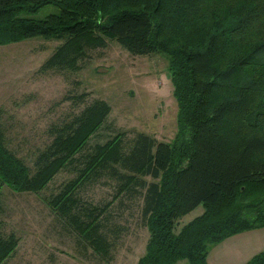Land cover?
Segmentation results:
<instances>
[{"label": "trees", "instance_id": "1", "mask_svg": "<svg viewBox=\"0 0 264 264\" xmlns=\"http://www.w3.org/2000/svg\"><path fill=\"white\" fill-rule=\"evenodd\" d=\"M47 4L59 11L38 18L34 13ZM33 36L65 39L46 67H75L108 38L135 55L169 57L178 101L175 139L140 131L126 152L117 133L87 153L78 176L48 202L97 252L109 251L100 217L111 202L83 204L77 191L106 170L121 180L120 193L145 188L150 234L137 264H209L216 243L264 226V0H0V44ZM110 111L111 104L96 99L58 127L32 173L8 146L0 110V188L45 189L62 168L80 162ZM201 204V215L179 224ZM18 242L14 234L0 237V264ZM239 264H264V250Z\"/></svg>", "mask_w": 264, "mask_h": 264}, {"label": "rangeland", "instance_id": "2", "mask_svg": "<svg viewBox=\"0 0 264 264\" xmlns=\"http://www.w3.org/2000/svg\"><path fill=\"white\" fill-rule=\"evenodd\" d=\"M56 11L57 5L47 4L34 14L42 18ZM64 41L33 36L0 44V110L8 146L34 173L38 157L53 142L58 127L69 124L96 99L106 100L111 111L89 139L80 162L62 168L45 189L20 193L2 185L0 237L14 234L19 238L16 251L2 264H137L150 234L143 216L145 188L120 193L121 180L106 170L77 191L83 204L111 202L100 217V231L110 245L107 254L97 252L48 202L78 176L87 153L117 133H122L126 152L140 131L163 141L175 139L178 101L169 57L162 52L135 55L108 38L106 45L90 47L75 67H46L47 59ZM204 209L201 204L181 216L179 224L190 222ZM259 232L264 241V228ZM187 263L181 259L176 264Z\"/></svg>", "mask_w": 264, "mask_h": 264}, {"label": "crops", "instance_id": "3", "mask_svg": "<svg viewBox=\"0 0 264 264\" xmlns=\"http://www.w3.org/2000/svg\"><path fill=\"white\" fill-rule=\"evenodd\" d=\"M261 228L237 232V234L216 243L209 250L208 263L239 264L248 262L251 257L264 250L261 249L264 245L263 237L259 232Z\"/></svg>", "mask_w": 264, "mask_h": 264}]
</instances>
